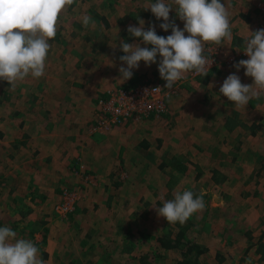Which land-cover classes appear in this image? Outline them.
I'll return each mask as SVG.
<instances>
[{
  "label": "crops",
  "instance_id": "0c3cea01",
  "mask_svg": "<svg viewBox=\"0 0 264 264\" xmlns=\"http://www.w3.org/2000/svg\"><path fill=\"white\" fill-rule=\"evenodd\" d=\"M259 1L221 0L230 12L231 40L225 39L223 47L219 46L222 49L219 62L207 71V75L197 76L178 85L168 102L169 107L177 113L178 122L183 125V134L192 138L193 156L199 161H238L242 152L250 150V142L259 136L261 130L264 135V90H257L253 86L257 95L245 106H236L219 93L220 86L230 74L238 75L242 84H253V78L245 75L246 70L243 67L237 70L233 67L237 62L228 63V59L232 54H240L244 50L249 31L254 32L258 21L264 20V15L257 7ZM152 2L155 0H86L75 3L76 5L71 6L69 18L65 19L70 25L69 33L72 37L79 34L74 31L81 28L83 31L85 26L82 16L89 12L100 17L104 27L93 17L94 28L87 27L89 33H86L87 39H92L90 43L84 40L76 44L73 39L64 42L62 53L56 48L50 49L46 60L47 66L50 67H47L49 74L45 73L44 76L33 80L29 76L26 80L18 81L14 88L7 85L8 89L0 97V182L4 185L0 186V208L3 205L8 211L16 208L19 199H25L27 189L39 188L35 183H41L40 180L53 186L50 188L44 185L45 193L52 191L55 194L57 187H64L57 195L58 202L62 200L67 189L80 193V189L84 188L91 197L83 200V204L80 203L83 207L79 218H73V221L78 220L75 222L76 226H80L85 215L87 218V214H93L90 209L91 198L92 204H95L97 199L110 200L113 197L110 194L115 195L120 191L114 183L112 186L116 188V193L109 191L104 177L105 174L113 172L114 164L116 165L118 160L134 161L135 158L132 160V157L142 151H135V148L142 149L145 146L146 149H153L149 143L150 133L148 134L146 127L138 128L135 122L113 128L106 133L92 132L90 127L96 118L97 98L99 95H105L108 89L134 86L153 78L163 80L158 72L159 55L157 62L150 66H145L144 61H140L139 68L132 70L131 79L122 81L119 72L121 66L127 67L119 59L125 54L120 49L121 40L129 44H139L141 47H152L145 45L141 38L133 37L127 31L129 25L139 26L137 19L141 18V15H153L150 9H146ZM165 2L172 4V0ZM89 6H95L97 9L91 10ZM172 7L170 21H174L183 29L184 22L175 12L177 6L172 4ZM116 27L118 29H113ZM169 30L161 36L170 35L171 29ZM101 36L102 42L107 43L102 50L97 47ZM113 36L117 40L116 47L119 52H114L117 55L112 59V56L109 58L105 53H108V48H114V42L111 41ZM209 45L211 43L204 44V52L208 50ZM242 59L248 57H237L236 60ZM163 134L165 133H159L158 136ZM181 139L183 140V137ZM118 150L119 155L115 156L114 153ZM160 152H166V148L161 144ZM203 152H206V155H203ZM82 163L86 165L83 166ZM84 167L88 168L86 172ZM256 176L264 182V169L259 168ZM225 179L226 177L223 181ZM260 191L258 188L256 193ZM141 192L146 194L148 190L142 189ZM258 198L264 203V191L258 193ZM77 204L78 202L76 207ZM53 210L54 215L62 220H68L75 211L63 218ZM0 212L5 214L3 208ZM88 226L92 229L94 223L90 222ZM262 228L264 229V225ZM263 235L260 234L258 242L250 244L257 245L254 252L264 264V239L261 238ZM43 241H49L47 245L50 244L46 236ZM96 241L95 234L87 232L77 244L70 240L72 245L67 255L71 254L70 264L72 259H75L77 264L93 259V254L87 252V249L93 248ZM102 247L108 248L104 243ZM248 251L249 248L244 250ZM218 256L225 261L224 256L216 254V257ZM45 261L46 264H58L63 263L64 258L48 255Z\"/></svg>",
  "mask_w": 264,
  "mask_h": 264
},
{
  "label": "rangeland",
  "instance_id": "374dc122",
  "mask_svg": "<svg viewBox=\"0 0 264 264\" xmlns=\"http://www.w3.org/2000/svg\"><path fill=\"white\" fill-rule=\"evenodd\" d=\"M82 1L86 0H75L60 14L56 36L49 41L52 50L56 48L57 51H61V49L63 51L64 42L73 39L76 44L84 40L89 43L92 41L86 36V33H89L88 28H94L92 23L88 28L83 27V31L82 28L77 27L79 31L74 32L79 34L72 37L69 33L70 25L65 20L66 17L69 18L71 6ZM97 1L101 2L102 0ZM89 7L91 10L97 9L95 6ZM87 15L92 20L93 17L98 19L99 24L104 27L102 19L96 14L93 15L89 12ZM262 15L264 14L262 13ZM171 16L172 13L169 14V18ZM140 19L145 21V29L154 25L157 35H165L166 32L159 27L164 21L155 20V16L151 14L141 15V18L137 19L138 24ZM257 24L254 32L263 28L264 20H259ZM110 28L112 29V27ZM113 29H118V27ZM111 41L114 42V48H108V53L105 54L109 58L112 56L113 59L114 55H117L114 52H119V48L116 47L117 40L114 36ZM99 42L98 45H95L102 50L101 48L107 43L102 42V36ZM223 44L224 40L220 45L223 47ZM211 45L216 44L211 43ZM220 45L216 46L219 48ZM240 55L242 54L234 53L229 57L235 58ZM245 56L247 55L241 57ZM47 67L46 62L45 73L49 74L50 71L47 70ZM88 73L91 74L89 71ZM33 79L35 78L31 77V80ZM158 80L160 79L153 78L143 82ZM7 85V81L0 79V97L8 89ZM14 109L15 107L12 111ZM132 122H135L138 128L146 127L148 134L151 135L149 143L153 149H146L145 146L142 149L135 148V151H142L134 157L131 156L132 160L135 158L134 161L118 160L116 165L114 164L113 172L105 174L104 177L108 184L107 188H110L109 191L116 193V188L120 191L115 195L110 194L113 196L110 200L97 199L95 204H92L91 198L90 209L93 214H87V218L85 215L84 222L80 223V226H76L75 222L78 220L73 221V218L76 219L77 216L79 218L82 214L83 200L91 197L88 191L79 188L76 210L68 220H62L54 215L53 209L59 200L57 195L64 187H57L55 194L50 191L49 193L53 194L50 195L48 192H44L43 187L44 185L50 188L53 186L40 180L41 183H35L39 185V188L27 189L25 199H19L16 208H11L9 211L5 205L0 208L5 211V214L0 212V227L8 226L16 231L17 239L31 240L39 248V256L44 261L48 259V255L63 257L64 262L57 261L58 264H70L71 254L67 255L72 242L69 243V241L74 240L77 244L80 238L83 239L85 232L91 235L95 234L97 241L93 243V248L87 249L82 246L85 247L83 249H87V252L93 254V259L78 264H178L183 259L180 249L162 247L160 240L166 231L176 232L180 229V225H177V222L168 224L166 219L157 214V209L163 206L165 200L174 199L175 192L182 193L185 190H190L194 196L203 193L205 207L180 224L184 226L191 223L186 239L208 247L209 250L200 256L201 264H220L216 254L225 257V261L221 264H248L249 261L250 264H263L254 252L257 245L250 244L258 242L260 234H264L262 228L264 225V203L261 202V198H258V193L264 191V182L256 176L259 168L264 169L263 130L260 131L258 137L253 138L254 140L250 142V150L246 149L245 152H242L238 161H199L193 156L192 138L183 134V125L178 122L177 113H174L172 107H169V103L168 111L161 117L137 122L130 121L128 124ZM186 127L188 126L186 125ZM159 133L165 134L158 136ZM153 137L156 138L153 139ZM160 144L166 148V152H160ZM114 155H119V150ZM203 155H206V152H203ZM109 162L107 161V163ZM84 169L86 172L88 168L84 167ZM216 171L219 178L224 180L226 177L225 181L218 182L215 179ZM94 177L98 179L96 176ZM115 183L117 184L115 185ZM0 186L4 185H1L0 182ZM258 188L261 191L256 193ZM140 189H146L148 192L143 194ZM90 222L94 223L92 229L95 230L93 231L91 228V230L89 229ZM45 236L50 240L49 245H47L49 241L46 243L43 241ZM261 238L264 239V235ZM67 243L69 244L67 245ZM102 243L108 248L104 249ZM125 247L128 249H124ZM246 248H249L250 251L244 252Z\"/></svg>",
  "mask_w": 264,
  "mask_h": 264
},
{
  "label": "clouds",
  "instance_id": "9594fccd",
  "mask_svg": "<svg viewBox=\"0 0 264 264\" xmlns=\"http://www.w3.org/2000/svg\"><path fill=\"white\" fill-rule=\"evenodd\" d=\"M74 2L0 0V79L14 88L18 81L29 76L37 79L44 76L51 49L49 41L56 36L58 18ZM172 4L177 6L175 12L184 22L183 29L170 21ZM172 4L155 0L146 8L157 20L164 21L159 25L161 29L165 32L171 29L167 37L157 35L154 25L145 30L143 19L139 20L138 27L128 26L131 36L141 38L145 45L152 47L120 41V49L125 55L119 59L127 65L119 68L122 81L132 78V70L139 68L140 61L150 66L157 62L159 55V75L166 81L165 88L171 89L187 72L207 75L210 62L203 54L206 42L220 45L225 39L231 40L230 12L221 0H172ZM82 23L88 27L94 21L90 16L83 15ZM249 33L243 50L248 59L238 61L233 67L237 70L243 67L245 75L253 78V84H242L238 75L230 74L219 88V93L236 106L247 105L257 95L253 86L264 90V29ZM204 207L203 193L194 196L192 191L185 190L175 192L174 199L165 200L163 206L157 209V214L168 224H182ZM16 237V231L10 227H0V264H46L39 256V248L31 240Z\"/></svg>",
  "mask_w": 264,
  "mask_h": 264
},
{
  "label": "built area",
  "instance_id": "2783aa9c",
  "mask_svg": "<svg viewBox=\"0 0 264 264\" xmlns=\"http://www.w3.org/2000/svg\"><path fill=\"white\" fill-rule=\"evenodd\" d=\"M264 14V0L257 4ZM264 29V25L263 28ZM222 49L216 45H209L203 54L209 58L208 70L218 64ZM238 58L246 55L242 51ZM237 57H229L228 63L236 62ZM207 70V71H208ZM200 76L195 71L185 73L184 77L175 82L171 89L165 88L166 81H145L134 86L114 87L107 90L105 95H99L96 103V118L91 124L92 132L106 133L113 128L124 126L130 121H140L149 118H159L168 111V102L181 83ZM159 87V90L155 88ZM82 168V166H81ZM78 193L66 190L62 200L54 207L57 215L68 216L73 212L78 201Z\"/></svg>",
  "mask_w": 264,
  "mask_h": 264
},
{
  "label": "trees",
  "instance_id": "16d2710c",
  "mask_svg": "<svg viewBox=\"0 0 264 264\" xmlns=\"http://www.w3.org/2000/svg\"><path fill=\"white\" fill-rule=\"evenodd\" d=\"M252 129L254 130L253 126ZM218 172L215 174V179L218 182H222L223 179L219 178ZM180 225V229L176 232L168 230L164 233L162 239L160 240L161 246L165 248H178L180 249L183 259L178 262V264H201L200 256L207 252L209 249L207 246H203L196 242H191L186 239L187 230L189 225L182 226L179 222L176 223ZM131 249V246H129ZM262 245H260V248ZM124 249H128L125 247ZM263 249V248H262ZM71 258V257H70ZM220 264L224 261L221 256H218ZM71 264H77L75 259L71 260Z\"/></svg>",
  "mask_w": 264,
  "mask_h": 264
}]
</instances>
